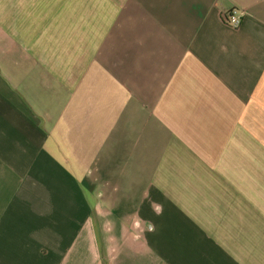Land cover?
<instances>
[{
  "label": "crops",
  "instance_id": "1",
  "mask_svg": "<svg viewBox=\"0 0 264 264\" xmlns=\"http://www.w3.org/2000/svg\"><path fill=\"white\" fill-rule=\"evenodd\" d=\"M0 264H264V0H0Z\"/></svg>",
  "mask_w": 264,
  "mask_h": 264
},
{
  "label": "built area",
  "instance_id": "2",
  "mask_svg": "<svg viewBox=\"0 0 264 264\" xmlns=\"http://www.w3.org/2000/svg\"><path fill=\"white\" fill-rule=\"evenodd\" d=\"M242 13L243 12L239 10H232L223 17V21L227 23V25L233 28H237L241 24Z\"/></svg>",
  "mask_w": 264,
  "mask_h": 264
}]
</instances>
